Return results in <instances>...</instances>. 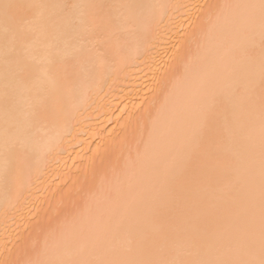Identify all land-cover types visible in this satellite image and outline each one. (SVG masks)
<instances>
[{
    "label": "bare ground",
    "instance_id": "6f19581e",
    "mask_svg": "<svg viewBox=\"0 0 264 264\" xmlns=\"http://www.w3.org/2000/svg\"><path fill=\"white\" fill-rule=\"evenodd\" d=\"M0 264H264V0H0Z\"/></svg>",
    "mask_w": 264,
    "mask_h": 264
}]
</instances>
